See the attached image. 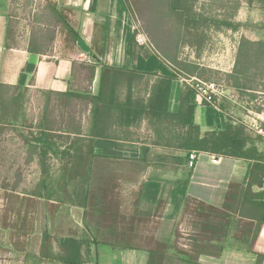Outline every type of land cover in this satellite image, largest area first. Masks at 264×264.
<instances>
[{
	"label": "rangeland",
	"instance_id": "rangeland-1",
	"mask_svg": "<svg viewBox=\"0 0 264 264\" xmlns=\"http://www.w3.org/2000/svg\"><path fill=\"white\" fill-rule=\"evenodd\" d=\"M1 1L9 6V46L29 42L51 56H66L76 48L77 38L54 10L73 28L74 18L55 0ZM125 1L137 26L135 33L153 43L174 74L216 82L224 90L218 104L233 117L248 113L254 118V112L261 110L264 0H181L186 18L180 8L171 7L170 0ZM244 37L255 43L244 46L237 66ZM150 79L137 77L133 89L148 87ZM32 98L41 101L43 97H31L25 91L17 96L12 90L1 100L5 114L0 121V264H63L42 256L46 235L47 245L56 252L64 238L80 239L83 264L91 262L86 250L92 243L159 251L168 246L176 256L190 250L192 235L201 231L192 224L197 203H189L175 223L165 222L168 232L158 236L162 211L144 204L139 193L143 164L94 157L88 137L65 133L76 126V120L61 118L58 107L51 109L45 130L41 110L25 104ZM53 99L68 100L57 95ZM69 100L76 101L79 111L85 110L88 101L78 95ZM63 165L71 168L63 170Z\"/></svg>",
	"mask_w": 264,
	"mask_h": 264
},
{
	"label": "crops",
	"instance_id": "crops-1",
	"mask_svg": "<svg viewBox=\"0 0 264 264\" xmlns=\"http://www.w3.org/2000/svg\"><path fill=\"white\" fill-rule=\"evenodd\" d=\"M55 1L59 8L73 16L78 32L77 46L66 56H51L29 42L9 46V6H4L0 0V121L5 114L1 100H5L9 91L15 90L17 96L23 91L31 97L41 95V101L32 98L25 104L41 110L45 130L46 122L51 119V109L58 107L61 118L76 120V126L65 133L88 137L94 157L121 162L137 160L143 164L139 193L144 204L158 206L162 211L158 236L167 234L165 222L175 223L181 218L189 200L222 210L228 203V211L239 222L238 234H242L244 224L252 223L254 230L258 217L264 219V142L255 131L254 118L248 113L233 117L220 106L204 103L194 89L174 74L152 42L142 34V38L136 34L133 41L137 26L125 0ZM105 65L135 69L144 76H151L148 87L131 88L132 97L143 103L148 102L153 85L160 77L172 76L166 111L154 117L143 114L135 123L127 124L112 108L106 109L97 120L95 108L98 106L91 98L100 93ZM135 90L139 97H135ZM128 91L129 84L122 82L117 90L118 100L123 102ZM54 95L68 100L56 101ZM76 95L87 98L84 111L77 110L76 101L69 100ZM189 112L193 114L188 116ZM183 117L199 127L200 138L208 132L223 130L229 122L244 124L248 137L244 148L247 156L233 157L197 149L189 151L181 147L189 131ZM194 150L199 152V158L196 166L190 168L188 154ZM62 168L71 167L63 165ZM246 190L250 196L243 204L244 216H241V203L229 195L236 193L240 197ZM234 229L237 227L232 224L221 256L202 254L198 261L202 264H257V251L264 252V225L254 250L235 238ZM90 250L89 264H147L150 255V250L145 247H120L109 243H92ZM169 252L173 261H182L185 257L182 253L174 255L172 247Z\"/></svg>",
	"mask_w": 264,
	"mask_h": 264
},
{
	"label": "trees",
	"instance_id": "trees-1",
	"mask_svg": "<svg viewBox=\"0 0 264 264\" xmlns=\"http://www.w3.org/2000/svg\"><path fill=\"white\" fill-rule=\"evenodd\" d=\"M180 1L181 0H170V5L172 8H180V14L186 18L188 16V13L186 12L187 8L180 5ZM54 13L56 17L63 23L69 33L73 37L77 38L78 33L67 20V18L59 11L54 10ZM135 38L136 33L133 35L132 40L135 41ZM247 43L254 44L255 42L245 37L241 40L239 55L236 62L237 66L238 63L240 64V57L243 55L244 46ZM260 45L264 46V43ZM237 73L242 72L237 70ZM143 76V73L135 69H124L110 65L103 66L100 80V93L98 96H94L91 98V100L95 102L96 106H98L97 108H95V117L97 118V120L101 115L105 113L106 109L112 108H114L121 114V116H123V119L127 124L135 123L139 117L143 116V114H148L154 117L158 116L162 111H166L173 77H160L153 85V90L150 94L148 102L143 103L139 100L134 99L131 93V88L134 84V80L137 77ZM122 82H127L129 84V91L126 99L123 102L119 101L117 98L118 86ZM237 87H241L239 83H237ZM191 114L193 113L189 112L188 116H191ZM182 120H184V123H187L189 125V131L187 132V135L184 138L181 147L186 148L189 151L192 149H197L233 157L247 156V152L244 148L248 137L244 124L234 125L232 122H229L223 130L208 132L202 138H200L199 127L192 121L187 122V119L185 117H183ZM97 133L100 134L99 132ZM249 188L250 187H248L247 190H249ZM247 190L240 197L236 195V193L229 195V197L235 199L238 204L241 203V209L239 213L241 216H244L243 204L249 200L248 197L250 196ZM191 202L197 203V208L195 209V211H192V215L194 217L192 224L194 227H199L201 231L200 233L192 235L190 250L182 251L185 256L182 259L184 263L202 264L198 261V257L202 254L214 257L221 256L224 244L227 241H225V239L229 237V232L231 230L232 224L237 227V233L235 234L236 237H234L236 239L242 240L243 243L248 244L251 250H254V244L258 240L259 233L262 231V226L264 225V219L262 216L258 217L254 230H252V223L244 224L242 234L239 235V227L237 226L239 222L235 220L230 211H228V203L225 204V208L222 210L196 200H189L186 203V207ZM82 203L85 204V201ZM256 208L259 209L257 205ZM252 215L253 214H251L250 216L252 217ZM47 241L48 237L46 235L43 241V246H45L46 248L43 249L41 253L43 257L53 260H59L63 264L84 263V251L82 249L83 242L80 239L75 237L64 238L60 245V252H56L53 248L48 246ZM90 251L91 250L89 246L86 250V255L89 256V258L91 254ZM257 253V264H262L264 260V252L257 251ZM172 259V255L168 251V246H166V249L164 251H159L156 249L150 250L149 260L147 264H165L166 261H171Z\"/></svg>",
	"mask_w": 264,
	"mask_h": 264
},
{
	"label": "built area",
	"instance_id": "built-area-1",
	"mask_svg": "<svg viewBox=\"0 0 264 264\" xmlns=\"http://www.w3.org/2000/svg\"><path fill=\"white\" fill-rule=\"evenodd\" d=\"M186 84H188L192 89H194L197 94L201 97L204 103L219 106L218 99L224 93V90L220 85L214 81H204L198 78L192 77L190 79L182 78ZM196 80V81H195ZM254 122L253 126L257 135L262 138L264 142V105L258 112H254ZM199 158L198 151H191L188 154V166L194 168L196 166L197 160Z\"/></svg>",
	"mask_w": 264,
	"mask_h": 264
}]
</instances>
